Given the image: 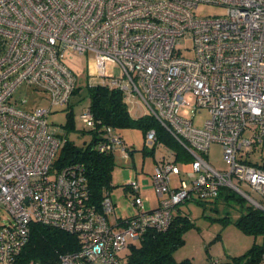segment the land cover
Listing matches in <instances>:
<instances>
[{"label":"built area","instance_id":"1","mask_svg":"<svg viewBox=\"0 0 264 264\" xmlns=\"http://www.w3.org/2000/svg\"><path fill=\"white\" fill-rule=\"evenodd\" d=\"M201 4L223 12L197 15ZM74 54L86 57L88 86L119 88L130 115L153 116L191 158L187 171L175 151L156 159L152 209L143 208L137 180L127 183L134 215L115 216L107 190L99 206L91 202L83 163L53 168L66 139L47 122L51 107L23 109L12 100L25 84L46 92L50 106L68 103L77 86ZM105 62L120 76L105 73ZM203 109L208 117L196 126L193 116ZM79 118L89 128L100 123L89 105ZM97 132L94 149L128 154L112 126ZM143 135L157 142L154 128ZM211 143L221 145L226 169L208 161ZM262 143L264 0H0V209L11 217L0 224V264L14 263L31 222L77 236L78 249L55 264H125L129 244L166 230L187 200L216 198L226 186L264 208L248 194L264 199V156L249 159ZM261 252L253 264H264Z\"/></svg>","mask_w":264,"mask_h":264},{"label":"rangeland","instance_id":"2","mask_svg":"<svg viewBox=\"0 0 264 264\" xmlns=\"http://www.w3.org/2000/svg\"><path fill=\"white\" fill-rule=\"evenodd\" d=\"M195 10L197 15L206 16L220 14L223 12L221 6L212 4H201ZM184 46L190 47L191 40H186ZM184 55L191 58L192 52L185 51ZM69 64L77 76V85L79 92L71 95L69 102L65 105L50 106L49 96L42 90L32 89L25 84L18 86L12 95L16 106L23 109H34L36 107L48 108L51 111L47 113V122L56 131L67 132L65 124L69 108H72L76 130L67 132V136L73 139L77 144H82L83 140L88 141L91 137L89 127L83 125L79 114L88 106L87 87L89 77L86 71V57L74 54ZM105 73L111 76H120V68L113 63L105 62ZM191 100L190 95H186ZM24 101V102H21ZM145 110V109H144ZM184 113L191 115L193 111L190 108H184ZM145 112V111H144ZM146 113V112H145ZM208 113L205 109L196 112L193 116V123L196 126H202ZM122 137L125 147L133 148L134 151L128 152L126 156L122 155L120 149H115V166L112 173L113 185L110 189V196L114 203V214L117 217H127L137 213V209L131 202L130 189L127 183L137 180L140 186V197L145 210L158 205V198L155 195L152 173L156 159L172 154L175 149L163 141H157L154 144L145 142L143 132L140 128L131 127L117 130ZM223 151L220 144L211 143L208 155V161L215 168L226 169L227 164L223 159ZM264 156V143L256 148L249 159L252 162L260 161ZM181 161V159H179ZM191 158L184 159L183 162L190 163ZM175 183L177 177L172 176ZM248 192L246 187L242 188ZM254 200L264 205V199L258 195L248 193ZM175 214L187 216L190 227L184 233V242L174 252L175 260L181 261L185 258L193 260L194 264H207L215 259L221 261H231L233 258L244 254L253 244L262 242L260 235L248 234L237 227L235 221L239 215L246 212L250 207L259 208L249 198L243 196L240 192L229 187H222L219 195L213 199L187 200L179 205ZM11 220L10 215L5 209H0V224Z\"/></svg>","mask_w":264,"mask_h":264},{"label":"trees","instance_id":"3","mask_svg":"<svg viewBox=\"0 0 264 264\" xmlns=\"http://www.w3.org/2000/svg\"><path fill=\"white\" fill-rule=\"evenodd\" d=\"M78 88V85L73 88L72 95L79 92ZM87 97L90 112L100 123L96 125V128H89L91 138L88 141L83 140L82 144H77L67 136V132L76 130L73 111L70 107L66 112V122L63 124L67 132L60 131L59 133L66 140L52 163L55 169L73 161L83 163L86 185L90 191L89 198L97 206H99L104 190L110 191L113 186L110 184L111 171L115 166L112 152H99L94 149L98 140L97 129L102 125L112 126L117 133V130L120 129L137 127L145 134L147 129L154 128L157 141H163L173 147L177 160L189 158L153 116L143 114L134 117L130 115L119 88H109L102 84L90 85L87 87ZM128 149L129 153L134 151L132 148ZM186 217L175 214L166 230L161 232L150 230L141 240L129 244L125 264H194L190 258L177 261L173 256L175 250L184 242L186 229L192 224ZM235 224L248 234L260 235L262 242L253 244L243 255L233 258L231 261H221L219 264L257 263L262 253L261 250L264 248V209L250 207L239 215ZM29 225V240L13 264H55L60 255L78 249L77 236L72 233L39 222H31Z\"/></svg>","mask_w":264,"mask_h":264},{"label":"crops","instance_id":"4","mask_svg":"<svg viewBox=\"0 0 264 264\" xmlns=\"http://www.w3.org/2000/svg\"><path fill=\"white\" fill-rule=\"evenodd\" d=\"M138 116H140V115H137V116H134V117H138ZM181 161H183L182 159H181ZM182 170H184V171H187V170H190V163L188 164V163H184L183 165H182ZM172 176H175V177H177V180L175 181V183H173V182H171L172 183V185H175V184H177V181L179 180V175L178 174H172L171 176H170V178H172ZM171 181H172V179H171ZM111 183H113L112 182V180H111ZM110 183V184H111ZM153 207H155V206H153ZM152 207V208H153ZM116 216V215H115ZM192 260V259H191ZM193 261V260H192Z\"/></svg>","mask_w":264,"mask_h":264},{"label":"water","instance_id":"5","mask_svg":"<svg viewBox=\"0 0 264 264\" xmlns=\"http://www.w3.org/2000/svg\"><path fill=\"white\" fill-rule=\"evenodd\" d=\"M261 209H264V208L261 207Z\"/></svg>","mask_w":264,"mask_h":264}]
</instances>
